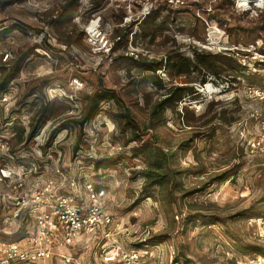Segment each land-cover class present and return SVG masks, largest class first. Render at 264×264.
I'll list each match as a JSON object with an SVG mask.
<instances>
[{"label":"rangeland","instance_id":"rangeland-1","mask_svg":"<svg viewBox=\"0 0 264 264\" xmlns=\"http://www.w3.org/2000/svg\"><path fill=\"white\" fill-rule=\"evenodd\" d=\"M87 26L102 34L89 35ZM194 49L206 65L175 79L163 70L149 78L127 58L177 53L193 63ZM5 50L14 53L4 61ZM262 61L264 0H0V78L19 69L11 80L18 95L0 104V125L11 119L12 144L43 155L41 176L57 165L95 181L103 208L121 227L119 240L147 253L142 264H264ZM173 84L201 93L183 98L178 112L168 109L166 124L147 129L152 106ZM102 88L114 89L119 101H104L80 126L84 97ZM187 139L192 146L181 150ZM151 141L176 150L177 166L186 170L176 201L143 187L141 146ZM90 156L106 158L109 167L95 170ZM224 171L227 179L181 197ZM4 216L0 207V241L27 236ZM101 244L79 240L63 251L79 264H97ZM60 258L36 264H76Z\"/></svg>","mask_w":264,"mask_h":264},{"label":"built area","instance_id":"built-area-1","mask_svg":"<svg viewBox=\"0 0 264 264\" xmlns=\"http://www.w3.org/2000/svg\"><path fill=\"white\" fill-rule=\"evenodd\" d=\"M100 34L99 31L97 37ZM13 53L2 52L3 60L12 58ZM11 85L0 103L16 99L18 86L15 82ZM72 86L80 89L81 82L73 79ZM256 94L260 95V91L256 90ZM10 150V138L0 133V207L3 219L18 222L21 229L25 227L27 236L18 241H0V264H36L55 256L72 263V255L63 250L79 240L102 241L97 264H142L147 253L119 240L121 227L102 206L103 189L57 165L43 177L36 162L28 166L15 164Z\"/></svg>","mask_w":264,"mask_h":264},{"label":"trees","instance_id":"trees-1","mask_svg":"<svg viewBox=\"0 0 264 264\" xmlns=\"http://www.w3.org/2000/svg\"><path fill=\"white\" fill-rule=\"evenodd\" d=\"M16 26L17 25L12 24L4 29L7 33L14 30ZM124 36H122V38H124ZM146 37H152L151 33H143V38ZM135 54L127 55V58L130 59V62L136 69L140 70V72L142 71L145 76L149 78L154 76L155 73L158 72V70H163L171 79H175L179 76L187 77L189 76L188 74H190V71H195L199 66L204 67L206 65L203 51L198 49H194L195 57L193 59V63L191 62L190 58L178 57L177 53H168L167 56L161 59L149 57L147 55L143 56L137 53ZM16 66L17 65H15V67ZM240 67L241 69H239L237 75L244 76L245 72L243 70L245 69V67L241 65ZM16 71L12 70L7 73L4 77L0 78V97L3 96L9 90L8 86L11 84V80L13 79ZM188 82L191 83L194 81ZM199 82H205V78H202ZM167 91L168 92H166L164 96L152 106L149 114V122L146 125L147 129L154 130L155 127L166 124L165 113L168 109L178 112V104L182 101L183 98L187 96L195 98L199 93H201L200 90L195 91L189 85L178 84L171 85ZM104 101H119V97L117 96L114 89L102 88L100 90L94 91L91 95L85 96L83 101L84 106H82V112L80 114V117L76 120L77 122H79L78 124L80 126H83L84 124L91 121L97 114H99L100 110L103 107L102 103ZM126 118V123L129 125L130 128H133L135 125L131 123L130 116L126 115ZM183 123L189 127L192 126L188 122ZM37 128V126H34L32 129H30V131L27 132V134L26 132H23V141L28 138H32ZM0 133H3L5 135L11 134L10 137L8 135L7 136L10 138V141L12 140L16 132L14 131L13 121L11 119L5 120L4 124L0 125ZM24 134H26L25 138ZM20 135V140H22V134ZM52 139L53 137H49L45 144L42 145V148L44 150L47 146L51 144ZM191 141L192 140L190 139L185 140L183 148L181 150L190 149L193 144L191 143ZM73 148L75 151H78L80 148L79 144L75 143ZM141 149L144 162V166L140 171L143 177V187L146 189L158 187L161 193H166V195L169 196L173 201H176L177 198L175 196V192H181L184 190V186H181L180 178H183V175L186 172L185 169H180L177 166V151L173 150L172 148L166 149L158 145L155 141H151L142 145ZM10 151L15 157V164L25 166H28L32 162L38 163L39 166H42L43 164V160L38 159L39 156L33 153L34 151H26L20 147L13 145L12 142ZM89 158L91 159L92 166L95 170L107 169L109 167V163L107 162L106 158L97 159L93 156H90ZM43 165H45V163ZM227 177V171H224L218 175L211 177L208 181H204L202 184L195 185L188 191L186 190L184 194L181 195V197L194 195L195 193L202 192L212 183L216 181H221V179L225 180L227 179ZM85 180L92 181L96 185L95 181H93L92 179L86 178ZM96 187L98 188L97 185ZM141 244L143 245L144 243ZM135 248L141 249L137 247ZM175 261L177 263L180 262L178 257H175Z\"/></svg>","mask_w":264,"mask_h":264},{"label":"bare ground","instance_id":"bare-ground-1","mask_svg":"<svg viewBox=\"0 0 264 264\" xmlns=\"http://www.w3.org/2000/svg\"><path fill=\"white\" fill-rule=\"evenodd\" d=\"M87 28H88V31L90 32V34L92 35V36H97V34L99 33V29L98 28H96V27H93V26H87ZM102 34V33H101ZM93 37V38H94Z\"/></svg>","mask_w":264,"mask_h":264},{"label":"crops","instance_id":"crops-1","mask_svg":"<svg viewBox=\"0 0 264 264\" xmlns=\"http://www.w3.org/2000/svg\"><path fill=\"white\" fill-rule=\"evenodd\" d=\"M0 104H3V103H0ZM24 166V165H23Z\"/></svg>","mask_w":264,"mask_h":264}]
</instances>
